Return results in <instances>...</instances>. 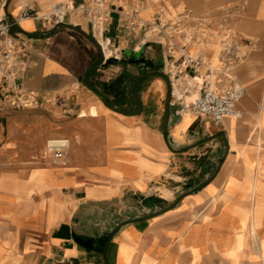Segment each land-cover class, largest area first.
Wrapping results in <instances>:
<instances>
[{
    "label": "crops",
    "instance_id": "obj_1",
    "mask_svg": "<svg viewBox=\"0 0 264 264\" xmlns=\"http://www.w3.org/2000/svg\"><path fill=\"white\" fill-rule=\"evenodd\" d=\"M81 1L0 0L20 50L12 75L0 77V264H264V0H110L102 23L74 11L44 35L38 20L20 17L25 4L43 13ZM98 41L123 59L148 44L165 60L162 73L121 62L100 69ZM184 53L204 66L188 71ZM211 75L218 88L246 87L241 118L216 124L186 110L189 87L200 91ZM15 86L37 99L16 109L61 119L70 141L62 163L16 151L28 142L12 137L13 125L4 136L14 107L3 96ZM218 130L224 142L200 143ZM183 163L209 165L212 175L170 209L144 205L143 197L174 198L185 177L167 173ZM74 236L93 237V247Z\"/></svg>",
    "mask_w": 264,
    "mask_h": 264
},
{
    "label": "built area",
    "instance_id": "obj_2",
    "mask_svg": "<svg viewBox=\"0 0 264 264\" xmlns=\"http://www.w3.org/2000/svg\"><path fill=\"white\" fill-rule=\"evenodd\" d=\"M110 0H83L79 3L56 2L46 12L40 13L33 10L29 4H25L20 12V17H31L40 23V33L46 34L64 24L70 12L78 11L90 23H102L108 19L112 9ZM17 22L6 17L0 18V77L12 75L11 67L20 50H18V35L13 30V25ZM102 60L99 66H104L110 58L117 57L111 53L105 55V45L98 41ZM184 67L196 72L198 68L204 66L202 56L193 57L184 53ZM212 70L208 68V74ZM171 74L168 75L170 80ZM204 86L199 93L189 101L186 106L195 116L210 117L216 124H222L228 116L241 118L243 115L239 107L240 100L247 93L244 85L239 83H230L223 88L212 87L208 80H204ZM14 87V86H13ZM15 88H17L15 86ZM3 99L14 108L32 107L37 104L36 96L33 92L22 91L19 88L16 91L5 93ZM70 141L66 137L50 138L45 144V154L55 164H60L65 158L69 149Z\"/></svg>",
    "mask_w": 264,
    "mask_h": 264
},
{
    "label": "rangeland",
    "instance_id": "obj_3",
    "mask_svg": "<svg viewBox=\"0 0 264 264\" xmlns=\"http://www.w3.org/2000/svg\"><path fill=\"white\" fill-rule=\"evenodd\" d=\"M126 3L127 2L125 1L122 3V5H125ZM180 11H183V10H180ZM182 14L183 13H181L180 15L182 16ZM176 18L177 17H171L170 20H167V21H169V25L173 28L175 25L172 23H174L176 21L178 23V19H176ZM153 24H154V22H153ZM190 35L191 34L189 33V35L187 37L188 40L190 38ZM145 54L147 56H150L149 52H145ZM156 57H158L156 54L152 55L153 59H155ZM131 67L133 70H137L135 65H131ZM210 78H211V82H212L211 84L215 87L214 83H215L216 79L218 78V76L215 75V76H211ZM182 81H183L182 78H178L174 82V84L177 85V84L181 83ZM188 81L191 82L190 84H192V82H193L189 79H188ZM227 85L228 84L224 85L223 87H225ZM185 87L186 88L188 87L187 84L185 85ZM189 89L191 90V94H194V95H192L191 98L182 99L186 103V106L189 105V101L191 99H193L199 93V91L197 89H196V91H194V89L191 87H189ZM193 91H194V93H193ZM8 114L9 115L7 117V120H6V124L4 123V126H5L4 136L6 137V133H10V131H11L10 125H13L12 137H14L16 139H20V140L24 139L26 142H28L27 144L24 143L21 148H17V150L15 149L16 151H18L21 154L33 153L34 155H37L38 158H40L42 156V154L45 152V144H46L47 139L63 137L60 134L62 131L61 119L55 118L54 120H52V118L42 109H38V108H36V109H34V108L16 109V108H14L13 111L9 112ZM194 124H195V126H198L200 124V121L196 120ZM22 125L25 126L27 129L26 135H24L22 132V128H21ZM51 131H53V132H51ZM215 136L218 137L220 140H222V142H224L223 135L220 133H217V134L212 135L208 138L202 139V141L200 143L208 142L209 145H212L211 139L214 138ZM213 146H215V144H213ZM14 153L15 152H12L11 155H14ZM185 161H186V159H185ZM216 162H217V160H216ZM206 164H207V161H206ZM209 167H210L209 165L208 166H204V165L196 166V164L195 165H188V164L185 165L183 163L182 167L174 165L172 168H170V170L167 173L168 176H174L173 173L171 174V171H173L174 168H177V171L180 172V173L178 172L177 175H181L182 177H185V178H180V180H181V182H183V184L181 185V183H179L181 185V187L175 193L174 198L172 200L165 201L166 204L172 205L173 203L180 202L183 200L185 195L199 190L200 186L203 187L205 185V183L207 182V180L209 179L210 175H212V173H211L212 171L208 172ZM174 178H177V176H174Z\"/></svg>",
    "mask_w": 264,
    "mask_h": 264
},
{
    "label": "water",
    "instance_id": "obj_4",
    "mask_svg": "<svg viewBox=\"0 0 264 264\" xmlns=\"http://www.w3.org/2000/svg\"><path fill=\"white\" fill-rule=\"evenodd\" d=\"M13 29H17V23L13 25L12 27ZM146 44V43H145ZM148 45V44H146ZM146 45H141L139 47H136L134 49V51L132 53H128L129 57L127 59H123L121 57L117 58V57H113L110 58L107 61V64H105L103 67L98 65V68H106L107 66H109L110 64H113L114 62H121L123 64V68L124 71L127 70V64L130 65H135L137 71L142 74V73H151V72H156V73H162V70L164 68V63L165 60L163 57H156L155 59H153L151 56H147L145 54V46ZM124 75V79L126 80V75L125 73ZM167 78L169 79L168 75H166ZM168 104H170V98L168 97ZM218 133L224 135L223 131H219ZM164 138L167 139V133L165 131L164 134ZM202 186L199 187V189H201ZM142 203L144 205H148L150 207L153 206H160L162 210H167L171 208V205H167L166 203L163 202V198L160 196H150V197H143L142 198ZM148 217V216H145ZM145 217H138L135 218L134 220H139V219H143ZM76 241L82 243L83 245L92 248L93 247V241L94 238L93 237H82V236H74ZM100 245L104 248V250L107 249L108 243H109V238L108 237H104L101 238L100 240Z\"/></svg>",
    "mask_w": 264,
    "mask_h": 264
},
{
    "label": "bare ground",
    "instance_id": "obj_5",
    "mask_svg": "<svg viewBox=\"0 0 264 264\" xmlns=\"http://www.w3.org/2000/svg\"><path fill=\"white\" fill-rule=\"evenodd\" d=\"M99 31L101 30L100 28L98 29ZM98 35H99V33H97L96 34V36L98 37ZM99 38V37H98ZM100 39V38H99ZM111 54V52H110V48L109 47H106L105 48V55H107V56H109ZM233 54V53H232ZM203 75H200V74H198L195 78L196 79H201V78H203L202 77ZM212 76V75H211ZM174 78V77H173ZM211 86L213 87V85L211 84ZM172 93H173V88H172ZM178 94L179 93H177L176 95L178 96ZM186 110L187 111H189L190 112V110L188 109V108H186ZM92 112L94 113L95 112V109H92ZM253 235H254V233H253ZM256 235V234H255ZM258 237V236H257ZM259 243V242H258ZM255 248V247H254Z\"/></svg>",
    "mask_w": 264,
    "mask_h": 264
},
{
    "label": "trees",
    "instance_id": "obj_6",
    "mask_svg": "<svg viewBox=\"0 0 264 264\" xmlns=\"http://www.w3.org/2000/svg\"><path fill=\"white\" fill-rule=\"evenodd\" d=\"M117 83H118V84L122 83V79L119 78L118 81H117ZM113 87H114V85H113ZM116 89H118V88H116ZM104 99H105V98H104ZM105 101H106V103L109 104V102H108L106 99H105ZM109 105L112 106V107H114L113 104H109ZM115 108H116L117 110H119V111H122V112L127 111L125 108H122L120 105L116 106Z\"/></svg>",
    "mask_w": 264,
    "mask_h": 264
}]
</instances>
